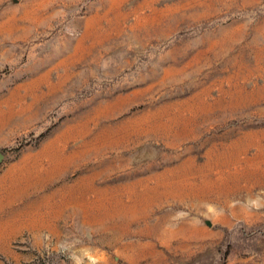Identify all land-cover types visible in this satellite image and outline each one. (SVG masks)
<instances>
[{
    "label": "rangeland",
    "instance_id": "rangeland-1",
    "mask_svg": "<svg viewBox=\"0 0 264 264\" xmlns=\"http://www.w3.org/2000/svg\"><path fill=\"white\" fill-rule=\"evenodd\" d=\"M0 264H264V0H0Z\"/></svg>",
    "mask_w": 264,
    "mask_h": 264
},
{
    "label": "water",
    "instance_id": "water-1",
    "mask_svg": "<svg viewBox=\"0 0 264 264\" xmlns=\"http://www.w3.org/2000/svg\"><path fill=\"white\" fill-rule=\"evenodd\" d=\"M0 157H1V154H0Z\"/></svg>",
    "mask_w": 264,
    "mask_h": 264
}]
</instances>
